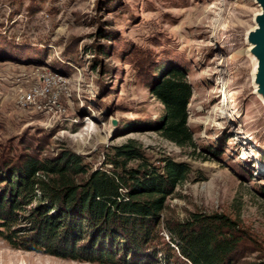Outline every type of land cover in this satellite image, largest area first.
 I'll use <instances>...</instances> for the list:
<instances>
[{"label":"rangeland","instance_id":"obj_1","mask_svg":"<svg viewBox=\"0 0 264 264\" xmlns=\"http://www.w3.org/2000/svg\"><path fill=\"white\" fill-rule=\"evenodd\" d=\"M259 10L253 0H0L2 32L40 49L0 54V149L36 145L39 158L71 149L99 166L104 146L134 138L147 153L194 169L167 197L163 224L193 211L225 213L246 236L233 264L264 260V105L245 42ZM136 50L186 73L194 146L155 128L163 105ZM36 90L35 102L21 101ZM0 264L95 263L16 249L0 237Z\"/></svg>","mask_w":264,"mask_h":264},{"label":"trees","instance_id":"obj_2","mask_svg":"<svg viewBox=\"0 0 264 264\" xmlns=\"http://www.w3.org/2000/svg\"><path fill=\"white\" fill-rule=\"evenodd\" d=\"M1 27L0 54L40 53ZM136 51L138 69L163 105L155 128L179 147L194 146L186 73ZM104 147L99 166L71 149L44 158L36 145L0 149V237L16 249L95 264L234 263L246 236L227 214L193 211L163 224L167 197L193 173L188 161L153 156L134 138ZM161 225L169 241L161 240Z\"/></svg>","mask_w":264,"mask_h":264},{"label":"water","instance_id":"obj_3","mask_svg":"<svg viewBox=\"0 0 264 264\" xmlns=\"http://www.w3.org/2000/svg\"><path fill=\"white\" fill-rule=\"evenodd\" d=\"M260 10L253 15V27L245 33L247 54L253 59L252 83L254 94L264 105V0H253ZM115 123L114 120L112 122Z\"/></svg>","mask_w":264,"mask_h":264},{"label":"built area","instance_id":"obj_4","mask_svg":"<svg viewBox=\"0 0 264 264\" xmlns=\"http://www.w3.org/2000/svg\"><path fill=\"white\" fill-rule=\"evenodd\" d=\"M47 81L50 80V79H53L52 76H45ZM60 81V80H59ZM39 94V91L36 90V91H31V92H28V93H23L22 96L20 97L21 101L24 103V104H27V103H32V102H35V99L36 97L38 96ZM56 99V98H55ZM49 103V102H48ZM51 103V101H50ZM52 104V103H51Z\"/></svg>","mask_w":264,"mask_h":264},{"label":"bare ground","instance_id":"obj_5","mask_svg":"<svg viewBox=\"0 0 264 264\" xmlns=\"http://www.w3.org/2000/svg\"><path fill=\"white\" fill-rule=\"evenodd\" d=\"M224 96H225V99H226V96H227V94H224ZM247 138H245V140H246Z\"/></svg>","mask_w":264,"mask_h":264}]
</instances>
